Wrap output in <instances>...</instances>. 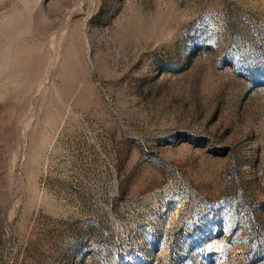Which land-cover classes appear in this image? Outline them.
Listing matches in <instances>:
<instances>
[{
  "label": "rangeland",
  "instance_id": "obj_1",
  "mask_svg": "<svg viewBox=\"0 0 264 264\" xmlns=\"http://www.w3.org/2000/svg\"><path fill=\"white\" fill-rule=\"evenodd\" d=\"M0 264H264V0H0Z\"/></svg>",
  "mask_w": 264,
  "mask_h": 264
}]
</instances>
